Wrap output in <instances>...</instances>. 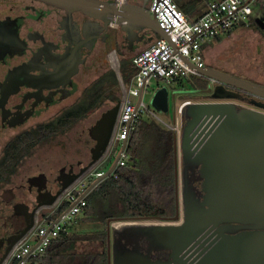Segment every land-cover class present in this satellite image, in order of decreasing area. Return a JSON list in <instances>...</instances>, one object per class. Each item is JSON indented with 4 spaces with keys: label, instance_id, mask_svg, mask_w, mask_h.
Returning a JSON list of instances; mask_svg holds the SVG:
<instances>
[{
    "label": "water",
    "instance_id": "obj_1",
    "mask_svg": "<svg viewBox=\"0 0 264 264\" xmlns=\"http://www.w3.org/2000/svg\"><path fill=\"white\" fill-rule=\"evenodd\" d=\"M44 1L69 12L82 11L91 17L104 20L106 24L120 26L131 40V50L142 49L147 45L152 35L147 34V29L161 38L169 39L167 31L150 12L148 0L141 4L119 3L111 6H106L99 0ZM256 21H260L259 18ZM142 30H146L145 37L133 40L137 32ZM195 68L205 77L264 96L262 86L211 68ZM223 89L222 86L216 88L213 97H234L233 91L224 92ZM143 91L144 87L136 108ZM206 91L211 92L212 89ZM173 104L175 122L174 98ZM150 105L161 113L169 112L170 95L166 86L155 91ZM118 109L119 105L105 111L89 129V135L96 142L91 150V161L85 167L69 172L63 168L57 177L60 187L56 191L53 187H47L44 175L32 177V183H36L37 188L36 206L32 209V225L26 230L33 227L35 219L42 215V211L53 206L72 183L101 160H111L113 152L107 158L106 156ZM182 109L186 123L180 135L181 143L180 138L176 137L175 144L177 214L173 220H132L159 223L126 225L117 232L116 239L115 234L112 236L110 233L108 222L109 264H264V113L222 102L187 103ZM126 147L127 140H124L113 164L92 181L83 196H87L114 173ZM180 148L183 155V209L179 192ZM196 168H199L197 178L192 175ZM196 179L200 182V189L194 184ZM230 223H239V228L243 231L237 235H225L226 232H231L225 226ZM25 234L26 231L18 239ZM208 234L211 235L208 240L214 235L217 236L206 245L207 240H202ZM141 240L147 244L145 252L142 251ZM163 250L170 252L168 259L153 257L154 252ZM8 252L9 249L0 264Z\"/></svg>",
    "mask_w": 264,
    "mask_h": 264
},
{
    "label": "flooded vegetation",
    "instance_id": "obj_2",
    "mask_svg": "<svg viewBox=\"0 0 264 264\" xmlns=\"http://www.w3.org/2000/svg\"><path fill=\"white\" fill-rule=\"evenodd\" d=\"M99 1L106 4V6H111L119 3L141 4L145 0ZM147 6L149 8V0ZM258 18L260 21H256ZM239 28L257 31L264 43V18L262 16L249 19L245 25ZM145 35L146 30L138 31L133 40L143 39ZM158 37V35H155L154 40ZM122 39H126L128 45L131 44L128 34L120 26L106 24L104 20L91 17L82 11L69 12L65 8L44 0H0V163L6 158L11 144L20 140L21 137L24 138V145L32 143V131L41 126H47L56 119L48 115L53 107L59 106L77 93L82 96L81 103L73 105L69 110L82 104L85 98L86 101L89 100L90 93L97 88V82L100 78L110 75L109 52H118L117 45ZM207 45L202 47L205 67L264 87V67L257 72V78H254L248 65H243L240 70L233 71L227 65L213 64L206 54ZM101 65L105 67L104 73L97 78L95 83L93 81L84 90L83 84L87 82L88 76L92 71H97ZM201 77L206 86H193L188 93L183 95L188 97L192 92H202L203 96L193 98L194 101L190 96L191 98H188L183 104L233 103L238 108L252 109L264 113V96L209 77ZM220 86L224 88V92L226 90L233 91L235 93L234 97L229 99L214 98L213 93ZM115 87H110L109 93L105 94L102 101L108 102L110 105L105 111L119 105L118 118L123 93L121 97L115 95L113 93ZM80 88H82L81 92H79ZM209 88L212 89L211 92L206 91ZM102 101L98 102V105ZM96 107L91 108L89 111ZM184 120L186 123L184 110L182 109L183 123ZM90 138L92 139L91 136ZM93 142L96 143L94 140ZM91 150L92 148L90 149V155ZM19 153L20 147L16 146L12 153L13 159L17 158ZM31 154L32 146L15 166L10 177L16 173L21 162ZM81 163L66 165L61 170L66 168L69 172L73 169L83 168L88 164L82 163L81 165ZM61 170H59V175ZM2 172L3 168H0V175ZM192 175L197 178L199 168H196ZM10 177L1 180L0 186L7 183L10 185ZM46 183L47 187L50 189L53 187L55 191L60 187L57 179L54 183H49L46 180ZM35 184L32 183V177L28 178L27 185L24 186L27 188V193L23 197L19 196V185L7 187L6 191L8 193H5V191L0 193V261L7 250L9 249V254L14 245L21 239H18L19 235L24 231L27 233L29 231L26 230L27 227L32 225V209L36 206L37 188ZM194 184L200 189V182L197 179ZM33 190H35V199L32 202ZM10 192L11 195H9ZM109 222L111 221L109 220ZM225 226L231 231L226 232L225 235H237L243 231L239 228V223H230ZM117 227L113 230L115 239L118 232ZM210 234L202 240V242L207 240L206 245L217 236L214 235L208 240ZM140 244L142 251L145 252L146 242L141 240ZM169 253L165 250L157 251L153 253V257L168 259Z\"/></svg>",
    "mask_w": 264,
    "mask_h": 264
},
{
    "label": "trees",
    "instance_id": "obj_3",
    "mask_svg": "<svg viewBox=\"0 0 264 264\" xmlns=\"http://www.w3.org/2000/svg\"><path fill=\"white\" fill-rule=\"evenodd\" d=\"M174 1L190 18L193 17V12L202 10L189 5L190 3H182L181 0ZM220 39L218 37L216 40ZM137 73L138 67L132 58L120 62V76L126 86L131 84ZM192 81L196 87L206 86L201 76H193ZM119 82L117 73L111 69L110 75L100 78L97 82L98 86L90 93L88 101L62 114L49 125L33 130L32 143L24 145V138L21 137L11 144L6 158L0 163V168H3L0 181L10 177L31 146L33 149L64 127L84 117L91 108L102 101L106 93H109L110 87L117 86ZM175 144L174 130L168 129L149 115L139 116L133 123L127 139L126 164L118 166L112 175L86 196L87 205L77 217V222L103 223L108 226L110 219L173 220L177 214ZM16 146L20 147V153L13 159L12 153ZM92 181L94 179L88 184ZM71 205L72 202L66 200L52 213L51 219L57 220ZM68 229L52 240L37 257L32 258L33 264H109L107 229L95 233H68ZM78 242H100L102 249L79 252L76 249Z\"/></svg>",
    "mask_w": 264,
    "mask_h": 264
},
{
    "label": "built area",
    "instance_id": "obj_4",
    "mask_svg": "<svg viewBox=\"0 0 264 264\" xmlns=\"http://www.w3.org/2000/svg\"><path fill=\"white\" fill-rule=\"evenodd\" d=\"M252 1L212 0L208 3L205 12L198 19L193 20L174 0H149L150 12L167 31L169 39L158 37L132 58L133 63L138 67V73L131 84L124 87L121 110L106 158L117 148L120 152L122 142L128 139L133 123L141 115L155 118L168 129L174 130L176 137L180 138L182 131L177 120L172 122L162 118L156 110L145 104L143 95L136 108L137 103L131 100V96H136L139 100L142 87L145 90L153 77L173 82L193 76H203L195 68H205L202 47L246 23L253 14ZM185 104L179 107V113H182ZM127 159L128 154L125 149L117 167L125 165ZM108 163V159L101 160L64 190L55 204L48 208L49 214L45 218L40 215L35 219L33 227L14 245L2 264H33L32 258L37 257L52 240L77 222V217L83 213L87 205L86 196L83 195L89 186L87 183L90 177L96 178L103 174L110 167ZM66 200L75 204L59 221L51 219L52 213Z\"/></svg>",
    "mask_w": 264,
    "mask_h": 264
},
{
    "label": "rangeland",
    "instance_id": "obj_5",
    "mask_svg": "<svg viewBox=\"0 0 264 264\" xmlns=\"http://www.w3.org/2000/svg\"><path fill=\"white\" fill-rule=\"evenodd\" d=\"M251 7L253 10L252 19H255L257 16H262L264 18V0H253L251 2ZM222 38L217 41L213 40L208 43L206 48L207 57H210V61L213 64L227 65L228 68L233 71L240 70L243 65L250 66L249 69L252 72V76L257 78V72L263 69L264 67V43L261 40L259 33L254 32L252 29H233L230 33L223 34ZM147 47V46H146ZM146 47L142 49L136 50V53L132 54V58L139 52H141ZM123 51V50H122ZM120 51H111L109 52L108 59L109 60V68L114 69L117 73H120V61L121 55ZM126 53V58H130L127 51H123ZM210 54V56H209ZM244 63V64H243ZM105 67L102 65L95 72H91V74L86 79L87 82H84L83 87L84 90L88 88L87 86L97 81V78L104 73ZM255 71V72H254ZM120 77L119 84L114 88L113 93L118 97H121L124 87L122 77ZM193 77L188 79H183L179 81L166 82L160 78H151L150 82L146 85L145 90L143 92V100L147 106H150V101L155 93V91L162 87L166 86L169 90L170 95V108L168 113H161L157 111V113L164 119L169 121L174 120V104L173 98H180L181 101L184 102L183 98H191L194 101L195 97L203 96L202 92L198 93H190L189 96L183 97V94L188 93L189 90L192 89ZM82 88H80L81 92ZM83 90V91H84ZM182 96V98H181ZM191 96V97H190ZM82 96L80 94H76L71 97L67 101L63 102L59 106L53 107L48 114L52 118H57L62 115L65 111L69 110L73 107V105L81 103ZM178 98V99H179ZM203 99V98H202ZM131 100L134 103H137L138 97L131 96ZM197 100V99H196ZM86 98L82 101L85 102ZM179 103V101H178ZM110 107L108 102H101L97 105L96 108L89 111L84 117L72 122L68 126L64 127L61 131H59L56 135L52 136L50 139L46 140L35 146L32 149V154L26 157L16 170V173L10 177V185L4 184L0 186V193L6 191L7 187H11L13 185H19L20 190H18L19 196L23 197L27 192V188L24 186L27 185V180L30 177H35L44 175L49 183H54L59 175V170L66 165L76 164L78 162H82L83 164L91 161L90 149L94 147V142L89 136V129L96 123V121L100 118L101 113ZM154 109V108H153ZM155 110V109H154ZM176 120L180 123L181 131L184 128V123L182 121V113L176 116ZM119 149L114 151L111 160L109 161V165L113 164L115 157L118 155ZM81 163V165H82ZM106 168V167H105ZM104 168V169H105ZM182 154L179 155V180L181 185V176H182ZM91 179H96L91 176ZM89 183V182H88ZM87 183V184H88ZM87 187V186H86ZM35 190L32 192V202L35 199L34 195ZM11 195V192L9 193ZM45 211H49L45 210ZM110 233L113 236V230L116 225L122 224L124 225L133 222L125 221V220H112L110 219ZM153 224H158L159 221H151ZM73 225V226H72ZM70 225L71 227L68 229V233H95L97 231H104L108 226L106 224H92V223H80L76 222ZM146 225V224H145ZM77 251L79 252H94L100 251L102 249V244L100 242H78L76 246Z\"/></svg>",
    "mask_w": 264,
    "mask_h": 264
},
{
    "label": "crops",
    "instance_id": "obj_6",
    "mask_svg": "<svg viewBox=\"0 0 264 264\" xmlns=\"http://www.w3.org/2000/svg\"><path fill=\"white\" fill-rule=\"evenodd\" d=\"M212 0H181V2L182 3H190L189 5H193V6H195L196 8H198V9H202L201 11H199V10H196L195 12H193L192 14H191V16H193L191 19H193V20H196V19H198L202 14H203V11L206 9V5H207V3L208 2H211ZM195 17V18H194ZM252 17H250L249 19H251ZM241 26H243V25H240L239 27H241ZM239 27H237V28H239ZM236 29V28H235ZM147 34H152L151 35V37H150V39H149V41H148V43H147V45L146 46H148L150 43H152L153 42V40H154V36L155 35H157L156 33H154L153 31H151V30H148L147 29ZM121 38V37H120ZM220 38H222L221 36H220ZM216 40V39H215ZM146 46H144V47H146ZM117 47H118V51H120V55H121V61H123L124 60V58H126L127 56H126V53H123V51L125 50V51H127L128 52V54H129V57L130 58H132V54L133 53H136V50H138V49H135V50H131V44L130 45H128L127 44V40L126 39H122V40H120L119 41V44L117 45ZM123 50V51H122ZM127 59H129V58H127ZM120 61V62H121ZM119 71H120V67H119ZM117 75H118V77H119V73H117ZM119 79H120V77H119ZM183 97H185V95H183ZM179 98V97H178ZM177 98V102H176V116L177 115H179V107L183 104V102L181 101L182 99H178ZM181 98H182V96H181ZM183 99H185V100H183V101H186L188 98H183ZM178 101H179V103H178ZM49 214V211H43L42 212V218H45V216H47ZM44 221H45V219H43Z\"/></svg>",
    "mask_w": 264,
    "mask_h": 264
},
{
    "label": "bare ground",
    "instance_id": "obj_7",
    "mask_svg": "<svg viewBox=\"0 0 264 264\" xmlns=\"http://www.w3.org/2000/svg\"><path fill=\"white\" fill-rule=\"evenodd\" d=\"M180 143H181V136H180ZM180 154H182L181 148L179 150V155ZM182 163H183V155H182ZM179 192H180L181 209H183V195H184V179H183V173H182V176H181V185H180V180H179ZM145 224H153V222H151V221H139V222H130V223L126 224V225L129 226V225H145ZM121 225L122 224H120L117 227V229H116L117 231H119L122 228ZM126 225H124V226H126ZM115 244H116V241H115ZM113 264H115V262H113Z\"/></svg>",
    "mask_w": 264,
    "mask_h": 264
}]
</instances>
